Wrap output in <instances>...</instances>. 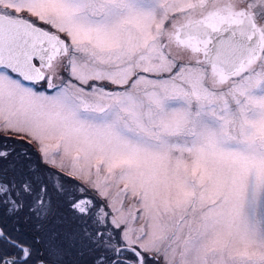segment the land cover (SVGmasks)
<instances>
[{
    "label": "snow or ice",
    "instance_id": "snow-or-ice-1",
    "mask_svg": "<svg viewBox=\"0 0 264 264\" xmlns=\"http://www.w3.org/2000/svg\"><path fill=\"white\" fill-rule=\"evenodd\" d=\"M0 264H264V0H0Z\"/></svg>",
    "mask_w": 264,
    "mask_h": 264
},
{
    "label": "rangeland",
    "instance_id": "rangeland-1",
    "mask_svg": "<svg viewBox=\"0 0 264 264\" xmlns=\"http://www.w3.org/2000/svg\"><path fill=\"white\" fill-rule=\"evenodd\" d=\"M51 92V90H49Z\"/></svg>",
    "mask_w": 264,
    "mask_h": 264
}]
</instances>
